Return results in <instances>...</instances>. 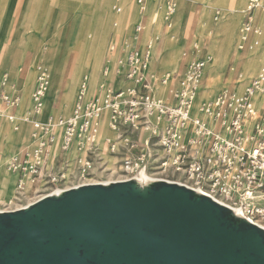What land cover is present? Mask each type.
<instances>
[{
  "label": "built area",
  "instance_id": "2783aa9c",
  "mask_svg": "<svg viewBox=\"0 0 264 264\" xmlns=\"http://www.w3.org/2000/svg\"><path fill=\"white\" fill-rule=\"evenodd\" d=\"M120 2L117 0L114 8L117 14L121 13ZM135 2L144 16L148 0ZM163 10L169 19L176 13V3L167 0ZM257 13L264 16V0H249L239 32L240 52L253 51L264 44V28L256 21ZM144 28L143 21L138 22L120 46H112L98 91L103 95L87 100L88 80H84L72 112L56 121L39 119L51 71L44 64L37 65L32 93L36 145L15 156L7 169L17 177V195L29 188V193L39 197L30 203L15 199L13 208L1 211L24 208L46 196L94 184L90 180L102 161L96 137L101 114L108 110L109 129L115 140L107 141V145L111 154L121 159L119 171L125 180L175 182L264 226V109H258L253 102L255 94L264 93V64L244 92L226 90L200 100L211 59L204 58L194 45L183 55L186 63L182 73L173 80L159 77L151 72V64L160 37L155 36L142 46ZM114 75L124 83L117 90ZM169 82H174L170 100L164 101L156 95L157 88ZM19 103L18 97L3 93L0 119L17 122L12 109ZM55 145L62 151L59 164L56 157L52 158ZM75 149L80 155L72 179L85 181L76 180V184L66 187L65 172L71 165L68 155Z\"/></svg>",
  "mask_w": 264,
  "mask_h": 264
},
{
  "label": "water",
  "instance_id": "95a60500",
  "mask_svg": "<svg viewBox=\"0 0 264 264\" xmlns=\"http://www.w3.org/2000/svg\"><path fill=\"white\" fill-rule=\"evenodd\" d=\"M0 264H264V227L175 182L94 183L0 211Z\"/></svg>",
  "mask_w": 264,
  "mask_h": 264
},
{
  "label": "crops",
  "instance_id": "0c3cea01",
  "mask_svg": "<svg viewBox=\"0 0 264 264\" xmlns=\"http://www.w3.org/2000/svg\"><path fill=\"white\" fill-rule=\"evenodd\" d=\"M134 2L135 0L123 1L121 13L117 14L115 12V15H120L119 20H129L130 25L132 24L138 12L136 2ZM112 3L113 0H0V96L6 93L12 95L14 98L18 97L20 100L19 106L12 109V114L18 118L17 122L10 123L0 119V198L4 196V199L0 200V205H3L4 208H6V204L15 195L17 180L15 175L8 172L7 162L9 158L13 155L14 158L36 145V140L34 139V133L36 131L33 126V120L36 117L32 115V93L36 87L37 77L36 64L39 61H45L53 68L52 82L45 98L43 113L39 117L42 122L49 120L56 121L59 117H65L72 112L83 80H88L87 87L89 86V96L87 100L101 97L103 94H98L101 82L97 83V80L102 61L107 52V41L106 39L102 40V38H106L105 33L110 31ZM148 6H150L149 3ZM150 11L152 9L148 13ZM177 14L180 16L179 20L181 19L179 22L180 40L176 47L177 61L175 62L173 71L160 72L158 60L161 54H157V50L159 49L158 43L153 54L151 72L157 74L159 77V72L163 77L170 75L168 73L176 72L184 54L182 52V31L185 21L183 7ZM234 18L229 17L226 20L229 22ZM146 19L147 16L145 13L135 24L143 21L145 25ZM256 21L262 26L261 23L264 22V16L257 13ZM105 22H107L106 25ZM133 28L134 26L131 32ZM90 32L94 33L95 38L88 43L86 40ZM90 37L92 38V35ZM143 41L144 38L142 35V46H144ZM194 45L197 44H193L192 46ZM93 48H95L94 51L96 54L100 52L101 57L100 67H96L94 74L92 67H85L88 61V58L85 56L84 61L79 60L78 62H73L69 70L67 69V66H69L68 59L64 60L56 57L59 50H78L85 53ZM200 49L203 53V47H200ZM260 52L263 54L264 59V49H260ZM203 54L208 56L207 52ZM183 59V69L180 73L183 72L186 63V59L184 57ZM89 62H95L94 55L89 57ZM157 65L158 70L156 69ZM262 65L259 67L255 76L258 74ZM61 66L63 68L59 71L57 68ZM81 67L83 68L81 69ZM210 74L206 73L205 75H209L210 77ZM208 79L206 78L204 80L205 87ZM112 80L116 90L124 86L122 80L115 75L112 77ZM173 83L171 82V88ZM168 90L169 88L167 86H158L156 95L159 98L168 99L167 101H169ZM234 92L238 91L236 90ZM199 94L200 100H208L218 95L211 94L209 97H206L205 92L202 90ZM263 98L264 93H257L253 98L254 105L260 110L264 109ZM25 115L27 116L25 117ZM106 120H108V116L103 121L105 122ZM114 137V134L109 129L108 122L103 137V147L106 150L107 144L105 140ZM51 153L52 156L57 158L56 161L58 164L61 163L62 151L60 146H53ZM78 155L75 149L72 157L77 158ZM102 158L107 163H114V156L103 155ZM14 179L15 187L13 184ZM2 209L0 208V210Z\"/></svg>",
  "mask_w": 264,
  "mask_h": 264
},
{
  "label": "rangeland",
  "instance_id": "374dc122",
  "mask_svg": "<svg viewBox=\"0 0 264 264\" xmlns=\"http://www.w3.org/2000/svg\"><path fill=\"white\" fill-rule=\"evenodd\" d=\"M124 0H121L120 7L122 8ZM167 0H156V1H149L150 6L146 7V23L144 25V32H143V44L145 45L146 42L151 39L154 36L160 37L159 42V49L157 50V54L160 55V59L158 60L159 70L160 72H166L168 70H172L174 68L175 62L177 61L176 58V47L178 45V42L180 40V26L179 23V10L183 7L184 15H185V21H184V27L182 31V45L183 50L182 52L185 53L188 48H190L193 44H197L200 54L202 55L204 52L208 53V56L212 58L210 64L213 63V57L212 53L210 52V48L215 41L216 48L218 51H222L227 47L228 41H227V34L224 31L223 28H221V22L224 18L229 17H235L236 27H235V33L236 37L233 41L229 53V57L227 60V63L225 61V58L221 59V64L218 67V72L222 75V78L220 81H218L215 85H210V77L209 75H205L204 80L206 78L208 79V82L206 83L205 87V81L203 80L201 90L205 92V96L209 97L211 94H219L223 91L229 90V91H238L242 92L245 87L251 82L252 78L257 73L259 67L264 63V59L261 60V57L263 54L260 52V49H264V46L261 45L257 50L249 51V52H239L237 50L238 47V39H239V28L242 24V21L244 19V10L246 9V6L249 2V0H173V2L176 3L177 10L176 13L170 17L169 19L165 18L164 14V4ZM135 3V2H134ZM117 5V0H113L111 10H112V17L110 20V31L105 33L106 38H102V40L107 41V52L105 54V57L102 61L99 77L97 80L98 82L103 83V71L108 63V60L111 58V48L112 46H120L123 40L128 36V34L131 32L132 27L134 24L141 18V12L140 7L136 5L138 12L134 17V20L132 24L130 25L129 20L122 21L119 20L120 15H115L114 8ZM152 9L154 14H156V19H153L150 17V13L148 11ZM159 9V10H158ZM152 13V11H150ZM110 17V15H109ZM178 19V20H177ZM105 21V20H104ZM109 21V19H108ZM173 21V22H172ZM173 23V24H172ZM107 22H105V25ZM118 24V25H117ZM264 28V22L261 23ZM177 25V26H176ZM211 25V26H210ZM169 28V29H168ZM172 28V29H171ZM174 28V29H173ZM210 28V29H209ZM216 29H220L218 33L215 34L217 31ZM209 31H213V34H210ZM168 32V33H167ZM173 32L174 35L173 36ZM92 35V38L90 37ZM170 35V36H169ZM112 37V38H111ZM95 38V35L93 32H90L87 36L88 43ZM172 38V39H171ZM176 38V42H175ZM214 38V39H213ZM171 41V42H170ZM174 46V47H173ZM200 47H203V53L201 52ZM170 48V49H169ZM168 51V52H167ZM100 53V52H99ZM99 53H97V57L95 58V62H91L90 67H92V72L94 69H96L97 65V59L99 56ZM169 53V54H167ZM85 53L78 50H59L56 54L57 58L60 59H68V65L67 69H71L70 65L75 61L78 62L79 60L84 61ZM184 55V54H183ZM166 56V57H165ZM203 56V55H202ZM115 58V57H114ZM164 58V59H163ZM207 59V58H206ZM253 60V61H252ZM171 62V63H170ZM93 63V64H92ZM183 63L184 59L182 56L179 68L174 73H168L170 74L169 80H173L174 76H178V74L183 69ZM226 63V65H225ZM38 64H44L50 68L51 71V82H52V71L53 68L48 65L45 61L40 62L36 64L35 69ZM209 64V65H210ZM158 65L156 66V69L158 70ZM251 65V66H250ZM243 66V68H242ZM248 66V67H247ZM247 67V68H246ZM250 67V68H249ZM255 70H254V68ZM63 67H58L57 69L61 71ZM73 69V68H72ZM82 69V67H81ZM223 69V70H222ZM250 69V70H249ZM159 72V71H158ZM159 72L160 77L162 74ZM249 72V73H248ZM206 73H209L206 69ZM37 74V72H36ZM102 74V79H101ZM252 74V75H251ZM84 81V80H83ZM51 85V83H50ZM169 88H171V82L169 84L165 85ZM168 90V92H169ZM205 90V91H204ZM210 90V91H209ZM207 91V92H206ZM89 94V89L87 90V98ZM264 99V98H263ZM62 115V114H61ZM27 115H25L26 117ZM56 117V116H54ZM6 122H8L7 119H3ZM44 122V121H43ZM99 138L96 139L97 144L101 148V155H112L109 146L107 145V150L103 147L100 143H98ZM14 156V155H13ZM12 157L9 158L7 162V166L11 163ZM117 157V156H116ZM52 160V159H51ZM53 162V161H51ZM116 167L117 172H119L120 165H121V159L117 157L116 160ZM71 170L74 169V163L71 165ZM5 168V166H4ZM105 168V167H104ZM101 165L98 164L96 169L94 170V181H101V180H119L122 178V175L119 173H116L114 176H110L109 173H103ZM13 184L15 187V179L13 180ZM16 189V188H15ZM17 193V192H16ZM19 196V195H18ZM38 194L30 193L27 196V199H25L23 202L28 203L29 201H32L33 199H36ZM4 199V196L0 198V200ZM23 200V199H22ZM21 200V201H22ZM0 208H4L3 205H0Z\"/></svg>",
  "mask_w": 264,
  "mask_h": 264
},
{
  "label": "bare ground",
  "instance_id": "6f19581e",
  "mask_svg": "<svg viewBox=\"0 0 264 264\" xmlns=\"http://www.w3.org/2000/svg\"><path fill=\"white\" fill-rule=\"evenodd\" d=\"M149 1L150 0H148V3H149ZM148 3H147V6H148ZM126 6V5H125ZM146 6V7H147ZM127 8V7H126ZM159 10V9H158ZM147 11V10H146ZM123 13V12H122ZM154 13H156V12H154L153 10H152V13L150 12V17L151 18H153V19H156V14H154ZM178 20V19H177ZM228 20V19H227ZM227 20H226V18H224L222 21H220L221 22V28H223L224 29V31L226 32V34H227V41H228V44H227V47L225 48V49H223L222 51H218L217 49H215L216 48V44H215V41L213 42V44H212V46H211V48H210V52L212 53V57H213V63L212 64H210L206 69L208 70V72L209 73H211L210 74V85H215L216 86V83L218 82V81H220V79L222 78V75L218 72V67L220 66V64H221V59L222 58H225V61H226V63H227V60H228V57H229V53H230V49H231V45H232V43H233V41L235 40V37H236V33H235V27H236V22H237V20L234 18L232 21H229V22H227ZM173 22V21H172ZM179 23V22H178ZM173 24V23H172ZM177 26V25H176ZM211 26V25H210ZM169 29V28H168ZM172 29V28H171ZM174 29V28H173ZM210 29V28H209ZM217 31L215 32V34L216 33H218L219 32V30L220 29H216ZM180 32V31H179ZM210 32V34H213V31H209ZM168 33V32H167ZM170 36V35H169ZM173 36H175L174 35V32H173ZM172 39V38H171ZM214 39V38H213ZM238 41H239V39H238ZM171 42V41H170ZM175 42H176V38H175ZM239 43V42H238ZM174 47V46H173ZM260 47V46H259ZM258 47V48H259ZM258 48H256V50L258 49ZM94 49L95 48H93L92 50H90L89 52H85V57H87L88 58V61H87V63H86V65H85V67H87V66H90V64H91V62H89V57L91 56V55H94V58H96L97 57V54L95 53V51H94ZM170 49V48H169ZM168 52V51H167ZM202 52V51H201ZM167 54H169V53H167ZM203 55V57L204 58H210L211 60H212V58L210 57V56H207L206 54H202ZM166 57V56H165ZM164 59V58H163ZM263 59V56L261 57V60ZM253 61V60H252ZM100 62H101V57H100V53H99V56H98V59H97V67H100ZM171 63V62H170ZM226 63H225V65H226ZM251 66V65H250ZM248 67V66H247ZM246 67V68H247ZM83 68V67H82ZM250 68V67H249ZM254 68V67H253ZM95 70L96 69H94V71H93V74H94V72H95ZM223 70V69H222ZM250 70V69H249ZM254 70H255V68H254ZM249 73V72H248ZM205 74H206V70H205ZM252 75V74H251ZM92 76H94V75H92ZM167 76H170V75H166L165 77H167ZM87 85H88V83H87ZM89 89V86L87 87V90ZM210 91V90H209ZM207 92V91H206ZM259 93H261V92H259ZM256 95V94H255ZM169 97H170V90H169ZM161 98V97H160ZM162 100H164V101H167L168 99H164V98H161ZM257 101V100H256ZM43 110H44V108H43ZM106 116H108V120H106L105 122L103 121L104 119H105V117ZM17 121H18V118H17ZM104 122V123H103ZM108 122H109V111L108 110H103V112H102V114H101V118H100V129H99V132H98V135H97V137H96V139L97 138H99V141H98V143H100L101 145H102V143H103V137H104V134H105V131H106V128H107V125H108ZM250 123H252V122H250ZM103 129H105V130H103ZM113 140H115V137L114 138H107L106 140H105V143L107 144V141H113ZM96 144H97V142H96ZM57 146V145H56ZM97 146L99 147V145L97 144ZM99 149L101 150V148L99 147ZM109 150H110V152H111V149H110V147H109ZM74 152V150L68 155V159L70 160V162H71V165L74 163V169L73 170H71V165L68 167V169H67V171L65 172V177H66V187H69V186H72V185H74V184H76L75 183V181L77 180V177H74V179H72L73 178V176L75 175V163H76V160L78 159V157H79V155H80V153L77 151V154H79L78 156H77V158H73L72 157V153ZM99 156H100V158L102 159V161L99 163V165H101V168H102V172H101V174H103V173H109L110 174V176L112 177V176H114L116 173H119V174H121L120 173V171L119 172H117L118 170H117V167H116V160H117V157H114V163H107L106 161H105V159L104 158H102V156H101V152L99 153ZM116 156V155H115ZM55 156H52V158H54ZM119 158V157H118ZM108 161V160H107ZM105 167V168H104ZM94 173V172H93ZM95 175V174H94ZM122 175V174H121ZM145 179H147V178H145ZM121 180H125V177L122 175V178L121 179H119V180H101V181H94L93 179H91L90 180V182H92V183H95V184H97V183H110V182H115V181H121ZM144 180V179H143ZM77 181H79V182H84L85 180H77ZM30 193H29V188L26 190V192L25 193H23L22 195H17V193H16V189H15V195H13V197L10 199V201L6 204V208L5 209H11V208H13L12 207V204L15 202V199H18V200H25V199H27V196L29 195ZM40 196H43V195H40ZM37 197H39V196H37ZM34 200V199H33ZM30 202H32V201H29L28 203H30ZM3 210V209H2ZM1 211V210H0ZM264 227V226H263Z\"/></svg>",
  "mask_w": 264,
  "mask_h": 264
}]
</instances>
